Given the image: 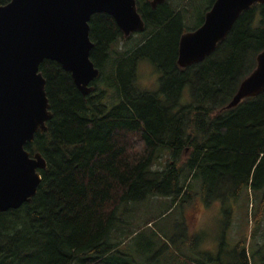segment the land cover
<instances>
[{
  "label": "trees",
  "instance_id": "obj_1",
  "mask_svg": "<svg viewBox=\"0 0 264 264\" xmlns=\"http://www.w3.org/2000/svg\"><path fill=\"white\" fill-rule=\"evenodd\" d=\"M135 1L143 31L124 36L106 13L88 21L89 56L100 71L89 94L56 61L39 64L52 115L24 148L30 156L39 152L47 166L29 202L0 212V264H137L114 256L118 207L157 195L175 203L192 192L193 180L206 203L256 191L257 232L264 214V90L227 104L264 49V3L241 12L204 60L180 67L181 34L202 23L214 0L193 28L186 13L196 0L154 8L151 0ZM143 59L159 73L156 91L137 83ZM157 158L161 166L153 169Z\"/></svg>",
  "mask_w": 264,
  "mask_h": 264
},
{
  "label": "water",
  "instance_id": "obj_2",
  "mask_svg": "<svg viewBox=\"0 0 264 264\" xmlns=\"http://www.w3.org/2000/svg\"><path fill=\"white\" fill-rule=\"evenodd\" d=\"M165 0H151L154 8ZM264 0H214L202 23L181 34L177 63H198L224 40L241 12ZM106 13L124 36L144 30L135 0H9L0 5V212L17 209L36 194L46 160L24 148L51 118L39 64L56 61L83 95L100 71L90 60L88 21ZM264 90V49L227 107Z\"/></svg>",
  "mask_w": 264,
  "mask_h": 264
},
{
  "label": "rangeland",
  "instance_id": "obj_3",
  "mask_svg": "<svg viewBox=\"0 0 264 264\" xmlns=\"http://www.w3.org/2000/svg\"><path fill=\"white\" fill-rule=\"evenodd\" d=\"M210 3L193 2L186 13L188 28L200 23ZM137 36L133 35L132 41ZM158 75L148 60L138 62L137 83L141 88L158 90ZM187 101L186 95L182 102ZM155 161L153 169L161 166L158 158ZM199 184L193 180L192 192L175 203L159 195L122 203L116 212L117 225L111 231L112 241H120L114 256L137 264H243L244 246L248 264L263 262L264 214L252 235L251 204L258 201L256 191L244 188L234 198L226 194L206 203L199 196ZM244 236L247 241L240 247Z\"/></svg>",
  "mask_w": 264,
  "mask_h": 264
}]
</instances>
